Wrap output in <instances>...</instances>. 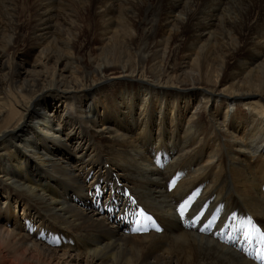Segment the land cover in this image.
Wrapping results in <instances>:
<instances>
[{"label": "bare ground", "instance_id": "bare-ground-1", "mask_svg": "<svg viewBox=\"0 0 264 264\" xmlns=\"http://www.w3.org/2000/svg\"><path fill=\"white\" fill-rule=\"evenodd\" d=\"M28 1L0 0V264H253L264 0ZM196 198L217 223L180 227Z\"/></svg>", "mask_w": 264, "mask_h": 264}, {"label": "snow or ice", "instance_id": "snow-or-ice-1", "mask_svg": "<svg viewBox=\"0 0 264 264\" xmlns=\"http://www.w3.org/2000/svg\"><path fill=\"white\" fill-rule=\"evenodd\" d=\"M184 212V208H181V214H183ZM248 227L250 229V232L249 233H246V236L250 235L251 232H254L259 240V244H260V249L259 251L264 254V231H261L260 228L258 227H255L253 225V222L249 219L248 220Z\"/></svg>", "mask_w": 264, "mask_h": 264}, {"label": "rangeland", "instance_id": "rangeland-1", "mask_svg": "<svg viewBox=\"0 0 264 264\" xmlns=\"http://www.w3.org/2000/svg\"><path fill=\"white\" fill-rule=\"evenodd\" d=\"M31 0H29L28 2H30ZM32 62V61H31Z\"/></svg>", "mask_w": 264, "mask_h": 264}]
</instances>
